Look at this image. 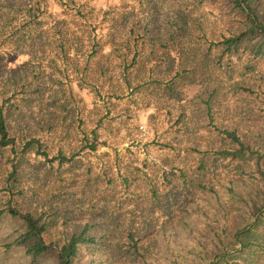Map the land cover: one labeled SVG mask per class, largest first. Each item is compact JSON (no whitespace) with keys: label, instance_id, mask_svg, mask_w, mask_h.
Returning a JSON list of instances; mask_svg holds the SVG:
<instances>
[{"label":"trees","instance_id":"1","mask_svg":"<svg viewBox=\"0 0 264 264\" xmlns=\"http://www.w3.org/2000/svg\"><path fill=\"white\" fill-rule=\"evenodd\" d=\"M57 1L64 7L69 6L64 0ZM70 1L73 9H77L72 14V26L64 18L57 19L54 28L36 31L32 26H43L45 16L49 14L48 0H0V33L1 28H11L19 22L10 36L20 31L17 40L31 45V50L27 51L31 62L48 46L58 43L63 53V68L67 71L72 68L73 73L80 76V86H110L114 61L118 60L129 89H132V73L136 77L145 75L137 80L132 93L145 86L172 93L173 85L178 81L188 80L193 86L199 85V92L207 97L201 99V94H195L192 101H198L213 123L217 106L227 93L220 92L226 85L216 75L222 67L223 57L244 48L254 56L264 58V0H210L226 9L228 20H235L232 28L214 40L207 37V24L200 20V8L195 2L197 14L183 15L172 27L170 21L167 26L159 24V15L147 18L140 27L135 23L127 28L123 26L126 19H120L116 27L111 26L103 32L101 26L83 14L75 0ZM145 1L152 5L151 13L157 15L159 11L152 0ZM190 23L198 32L197 40H193L198 47L184 52L181 37L190 35L193 38V32L188 30L192 27H188ZM25 28L31 33L27 34ZM33 32L37 33L33 35ZM215 33L213 30L212 35ZM46 37L49 42L45 41ZM198 40L208 44L204 56ZM105 45L111 47V54L103 52ZM216 46L223 49L218 61L208 55ZM17 49L25 51L20 43ZM165 62L169 65L163 68ZM228 65L222 72L233 82L234 90L252 93L254 90L246 85L243 67ZM250 68L247 69L250 71ZM165 69V78H158ZM40 88L37 87L34 94L44 97L45 91ZM2 93L6 91L0 81V148L15 152L19 140H23L19 122L13 121L18 119L19 112L18 108L14 111L12 106H6L7 98L2 100ZM115 96L121 97L117 92ZM65 103L66 106H60L62 111L67 109V115L72 103L68 105L66 100ZM61 115L63 117L59 119L56 110L48 113L46 124L51 131L59 126H55L57 121L64 128L67 126V116ZM103 120L100 118L98 122ZM20 124L22 126L23 122ZM95 131H92L94 138L90 139L89 133L83 130L81 151L84 156L80 151L68 155L61 147L50 157L49 150L35 134H31V139L25 138L21 158L33 153L44 157L52 168V163L58 162L57 175L69 169V178L62 176L61 179L68 181V188L77 191L71 196L74 207L65 210V220L60 227L57 215L61 206L55 208L51 204L50 208L56 210V214L44 219L46 210L42 209L38 215L40 210L33 208L32 203L28 210L29 202L20 200L22 192H16V182L3 186L0 192L8 190L12 195L0 208V225L5 218L20 223L14 230L13 242L1 244L6 252L11 246H17L26 257L32 258V264H40L42 259H46L45 264L53 263L52 260L53 264H264V133L257 130L254 132L256 137L250 138L239 126L215 125L218 147L199 150L200 156L194 162L193 157L184 159L181 165L170 166V170L155 162L150 165L145 159L146 171L139 168L135 160L124 163L125 155L119 152L112 157L114 159H106L111 154L99 152L103 142ZM160 147L170 151L176 146L167 141ZM186 150L193 156V142ZM89 153L96 155L102 163L97 170L89 166ZM219 165L230 170L218 171ZM14 173L11 172L9 177ZM50 173L51 170L46 172V177ZM34 178L41 180L40 185L44 184L40 175L35 174ZM78 194L80 196L75 198ZM47 203L44 202V206ZM130 204L134 206L130 207ZM70 213L76 218L71 225Z\"/></svg>","mask_w":264,"mask_h":264},{"label":"rangeland","instance_id":"2","mask_svg":"<svg viewBox=\"0 0 264 264\" xmlns=\"http://www.w3.org/2000/svg\"><path fill=\"white\" fill-rule=\"evenodd\" d=\"M75 1L83 14H86L91 22L101 26L103 32L111 26L116 27L123 19H126L123 26L127 28L135 23L139 24L140 27L147 22V18H157L159 15L161 19L159 24L167 26L170 21L172 27L174 21H180L183 15L191 13L195 16L197 14L193 5L194 2L197 8H200V20L207 24L206 33L209 39L214 40L213 38H217L223 32L226 33L235 24V20L227 19L228 14L224 7L212 4L210 0L201 2L200 0H152V4H155L159 11L157 15L151 13L152 5H149L148 1L145 0ZM64 2L68 3L69 6L64 7L57 0H48L49 14L45 16L43 26H32V29L36 31L49 30L54 28L57 19L62 20L64 18L72 26V14L76 13L77 9H73L74 5L70 0H64ZM213 22L216 23L213 24ZM17 23L19 22L14 23V27L11 28H1L0 81H2V88L6 91L5 94L2 93V100L7 98L6 106H12L14 111H17L18 108L19 117L13 121L19 122L23 140H19L20 143L18 142L15 152L9 148H0V189L16 182V192H22L20 200L29 202L28 210H31L32 203L33 208L40 210L38 215L43 212L42 209L46 210L44 219L56 214V210L50 208L51 204L55 208L61 206L62 208L57 215L59 218L58 226L60 227L65 220L63 217L65 210L67 208L72 210L74 207L71 196L77 190L76 188H68V181L61 179L62 176L69 178L71 175L69 169H64L63 174L60 172L61 175H57L58 162L52 163L54 165L52 168L51 163L46 161L44 157L36 156L33 153H27L26 157L21 158L23 141L26 137L31 139V134H35V138L44 143L45 149L50 152V157L57 154L61 147L68 155L80 151L84 156V151H81L83 130L85 129L89 133L90 139L94 138L92 131L96 130L99 140L103 142L99 152L111 154L106 156V159H114L112 157L116 152H119L125 155L122 159L124 163L135 160V164L139 168L148 171V168L144 167L145 159H148L147 163L150 165L155 162L159 167L170 170V166L181 165L184 159L193 157L194 162L200 156L199 150H205L207 147H218L220 143L216 141L215 125L239 126L242 128V133L247 134L250 138L256 137L254 132L257 130L264 133V58L254 56L249 50L241 48L238 53L226 54L223 57L222 67L219 66L220 70L216 71V75L218 78H222L225 82L223 84L226 85V88L220 92L227 93L225 99L224 96L221 98V104L217 106L215 111V120L211 123V119L200 108L198 101H192L195 94H201V99L207 97V94L199 92V85L193 86V83L188 80L178 81L173 85L172 93L165 92L164 89L158 90L147 86L132 93L137 80L145 75L142 73L136 77L135 73H132V89H129L122 73L123 69L116 60L112 70L113 81L109 84L110 86H80V76L75 75L72 68L68 71L63 68L65 67L62 61L63 53L58 43L48 46L45 52L39 53L38 58H34L31 62V56L27 54V51L31 50V45L28 46L22 40H17V34L20 31L14 36H10ZM190 26L192 23L188 25V27ZM28 30V28L24 29L27 34L31 33ZM188 30L193 32V38H190V35L181 37L184 52L191 47H198V43L193 41L198 32L193 30V26ZM213 30H215L216 35H212ZM35 33L37 32L32 34ZM45 41L49 42V37H46ZM198 42L204 56L208 44L204 40H198ZM19 43L26 52L17 49ZM103 52L111 54V47L105 45ZM222 53V47L216 46L208 55L211 58L215 57L218 61ZM183 56L185 58V53ZM198 56L200 57L199 53ZM228 64L234 65L236 68L243 67V71L246 72L244 78L248 82L246 85L254 90L252 93L234 90L233 82L228 80L222 72L224 68L229 66ZM168 65L169 63L165 62L163 68ZM46 66H49L48 69L42 73V69ZM249 66L251 67L250 71L247 69ZM131 70L132 72L135 71L134 68ZM185 71L187 69L184 70V73H186ZM166 73L167 69L164 70V74L160 73L157 76L163 79ZM37 87L43 88L44 97L37 93L34 94ZM116 92L121 97H116ZM65 100L68 105L72 103L67 115V109L62 111L60 106V104L66 106ZM54 110H56V118L60 119L63 117L61 114H65L68 120L65 128L60 126L59 121L55 122V126H59L51 131L46 122L48 113L54 112ZM183 115L185 116L183 117ZM100 118L104 119L102 123L98 122ZM21 122H23L22 126ZM167 141H172L176 146L175 149L168 151L160 147L161 143ZM191 142H193V156H189V151L186 150ZM88 159L91 162L89 166L94 167L95 170L100 168L102 163L96 155L89 153ZM50 170V176L46 177V172ZM82 170L83 168L80 171L76 169L77 172H82ZM222 170L230 169L229 167L224 169L222 165H219L218 171ZM13 171L15 173L9 177ZM35 174L43 178V185H40L41 180H35ZM7 180H9L8 183ZM63 186L64 188H61ZM11 195L12 192L8 190L0 192V208L4 206ZM79 196L78 194L75 198ZM44 202L50 203L44 206ZM133 206L134 204H130V207ZM70 216H72V221L69 223L71 225L75 215L70 213ZM19 224L17 220L5 218L0 225V264H32V258L26 257L17 246H11L8 252H6L5 247H1V244L13 242L12 239L16 236L14 230ZM7 234L9 235L5 237ZM10 234H12L11 237ZM42 260L40 264H45L46 259ZM51 262L54 263V260Z\"/></svg>","mask_w":264,"mask_h":264}]
</instances>
